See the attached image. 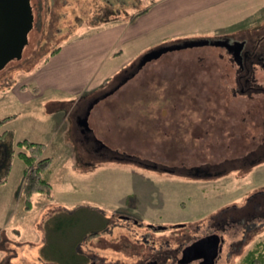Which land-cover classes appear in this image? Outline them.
<instances>
[{
  "label": "rangeland",
  "instance_id": "obj_1",
  "mask_svg": "<svg viewBox=\"0 0 264 264\" xmlns=\"http://www.w3.org/2000/svg\"><path fill=\"white\" fill-rule=\"evenodd\" d=\"M30 4L35 21L22 57L0 70V118L10 116L0 125V176L11 164L0 186V264H60L47 256L52 249L84 254L87 264H145L159 254L158 264H175L177 250L210 233L214 218L235 211L240 223L223 234L215 264H239L264 237V159L258 160L264 101L253 102L264 95L233 97L234 66L222 48L167 52L91 109L95 140L158 169L98 158L81 140L77 117L153 49L257 34L264 0ZM114 25L128 40L113 44L105 79L83 92L82 81L96 66L91 52L98 34ZM36 73L49 88L34 92L26 85L22 94L13 92ZM24 138L45 144L43 155L52 158L46 175L52 198L34 194L28 205L20 192L23 162L11 153ZM198 165L222 172L198 178L182 170Z\"/></svg>",
  "mask_w": 264,
  "mask_h": 264
},
{
  "label": "flooded vegetation",
  "instance_id": "obj_2",
  "mask_svg": "<svg viewBox=\"0 0 264 264\" xmlns=\"http://www.w3.org/2000/svg\"><path fill=\"white\" fill-rule=\"evenodd\" d=\"M31 13H32V6H31ZM34 21L35 18L33 15V26H34ZM33 26L30 32L32 31ZM228 42L229 44L237 43V45H234L233 47L228 49H226L225 47H220L227 53L230 59L229 62L234 66L233 82L235 88L232 91L233 97L240 96L247 98L248 101H250L252 100L251 98L253 96L264 95V24L261 25L257 34L247 35L246 39L245 38L237 39V40L230 39L228 40ZM263 101L264 100L258 99L253 102H257V103L260 102L261 104H263ZM83 113L81 115H83ZM81 115L79 114L77 120L80 118ZM77 127L82 137L81 140L85 141L88 145H90V149H92V152L96 154L98 158H104V159L108 158L110 160H115L118 162H135L140 166L142 165L145 166V168L150 167L151 169H158V164L154 162L142 161L134 157L132 154H128L126 152H117L115 150L114 151L109 150L101 142L94 139V137L92 136V131L88 133L87 132L81 133L80 131L82 128L79 127L78 124ZM259 151H258V156L260 159L258 160L261 161L262 159H264V149H262L261 147L259 148ZM247 162L250 163L249 160L244 159L242 164H245ZM174 170H176L175 167L168 169L165 167L162 168L163 172L171 173V174H173L172 172H174ZM182 170L187 172L188 176L198 177V178L216 176L222 172L219 171L217 165L215 166L198 165L190 168H184ZM238 213L239 212L235 211L233 215H228V216L221 215L220 217L214 218V221L210 222V226H209V228L211 229L210 233H206L204 235H200L195 237L194 239H191L190 242H188L186 245L180 248V250L176 251V253L179 251V256L175 257L174 259L175 264H178V259L181 256L182 249L185 246L191 244L192 242L202 237L208 235H217L220 239V244L222 247L224 243L223 234L225 233L227 228H231V226H233L234 224L240 223L239 221L240 216L238 215ZM161 256H162L161 254L157 256L151 255L145 264H148L149 262L152 261H155L156 264H158L159 261L161 260ZM193 262L199 264V260Z\"/></svg>",
  "mask_w": 264,
  "mask_h": 264
},
{
  "label": "water",
  "instance_id": "obj_3",
  "mask_svg": "<svg viewBox=\"0 0 264 264\" xmlns=\"http://www.w3.org/2000/svg\"><path fill=\"white\" fill-rule=\"evenodd\" d=\"M32 26L33 14L31 13L30 0H0V70L9 62L21 59L23 49L28 43V34ZM234 45H237V43L229 44L228 40L213 42L190 41L181 45L159 47L145 53L138 61L134 72L122 79L112 91L88 103L83 115L77 120L78 126L82 128L80 132L88 133L91 131L88 124V117L94 105L97 104L99 100L113 94L120 86L126 83V81L134 77L135 73L147 63L160 58L167 52L185 48L215 46L228 49ZM220 251L221 244L219 237L217 235H208L185 246L181 251L178 264H188L196 260H199V264H215ZM148 264H156V262L152 261Z\"/></svg>",
  "mask_w": 264,
  "mask_h": 264
},
{
  "label": "trees",
  "instance_id": "obj_4",
  "mask_svg": "<svg viewBox=\"0 0 264 264\" xmlns=\"http://www.w3.org/2000/svg\"><path fill=\"white\" fill-rule=\"evenodd\" d=\"M9 119L10 116L0 118V125ZM4 135L5 133L0 134V140L3 139ZM15 147L16 150L11 151V153L23 162L20 192L25 203L30 204V199L34 194H44L48 198H52L51 185L46 178V175L51 171L52 158L43 155L45 144L24 138L18 140ZM10 169L11 164L8 161L2 176H0V186L6 184ZM47 256L52 257L60 264H87L85 255L73 252V250L61 255L58 249H52V251H48ZM239 264H264V237L253 244L242 256Z\"/></svg>",
  "mask_w": 264,
  "mask_h": 264
},
{
  "label": "crops",
  "instance_id": "obj_5",
  "mask_svg": "<svg viewBox=\"0 0 264 264\" xmlns=\"http://www.w3.org/2000/svg\"><path fill=\"white\" fill-rule=\"evenodd\" d=\"M119 26L121 25H118V26L114 25L113 29L100 30L101 32L98 35H100L99 38H101V40L99 44H97L91 52L93 55H95V57H97L95 58V61H94L96 66L94 67V70L92 71V73L89 75L86 74L85 78L83 79L82 81L83 84L81 85V88H80L82 89V91L83 90L90 91L92 89H95L102 83V81L105 79V76L107 75V72L109 71V69L107 68L110 67L109 64L112 61V58L110 57L109 54L113 53L116 45H118L121 42L126 43V41L128 40L126 33L124 36H122V32L124 33V31ZM112 38L114 39L112 40ZM115 42H117V44L113 46ZM48 62L46 64H49ZM37 74L38 73L31 75V77L28 78L27 82L18 84V86L13 90V92L17 94H22L23 91L25 90L26 85H30L32 87V91L34 92L35 90L40 92L42 91V88H49L48 85L40 84L39 82L40 79L36 78ZM65 90L66 89L61 88L59 91L65 92Z\"/></svg>",
  "mask_w": 264,
  "mask_h": 264
}]
</instances>
